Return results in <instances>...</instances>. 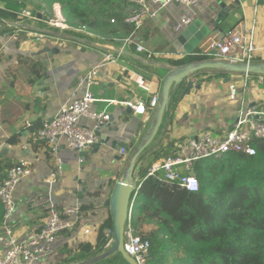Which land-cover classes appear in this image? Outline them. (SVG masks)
I'll use <instances>...</instances> for the list:
<instances>
[{
  "label": "crops",
  "instance_id": "obj_1",
  "mask_svg": "<svg viewBox=\"0 0 264 264\" xmlns=\"http://www.w3.org/2000/svg\"><path fill=\"white\" fill-rule=\"evenodd\" d=\"M53 6L60 11L59 5ZM53 6L33 9L35 20L16 15L0 17V177L20 163L29 164L30 175L15 190L16 209L10 220L20 240L41 228L50 204L59 212L73 205L84 208L76 218L67 217L71 227L57 235L54 254L37 264H87L107 251L104 245L97 246L99 225L111 220L105 201L156 121L158 106L147 107L144 116H133L125 102L160 94L163 81L175 67L173 63L199 52L200 43L214 34L253 25L258 48L253 63L264 65V0H204L194 6L192 23L199 21L209 33L190 53H181V45L173 46L182 33L175 32L173 26L185 14L179 6L158 10L156 17L147 19L132 35L133 43L124 47L122 40L131 33L122 30L115 36H85L48 27L46 21L53 17ZM0 10L14 12L5 4H0ZM129 11L126 8L124 16ZM136 44L145 53L137 52ZM109 50L121 51L118 63L99 67L97 84L90 91L100 100L92 109L108 113L110 121L98 131L96 143L82 153L68 150L62 142L58 144L56 157L62 162V171L58 181L47 187L44 180L55 171L56 157L37 140V131L63 105L82 95L81 79L99 66ZM204 55L209 57L207 61L217 59L213 51ZM260 79L255 74L245 77L223 70H202L189 78L199 89L181 95L183 86L173 87L169 101L173 106H169L153 140L137 159V168L142 164L139 173L150 154L162 152L164 158L179 138L195 137L207 130L225 132L235 123L240 108L264 111ZM82 123L91 124L87 120ZM106 138L107 143H100ZM122 145L124 154L120 153ZM85 229L91 232L84 235ZM86 243L92 248L89 253L81 250ZM109 263L124 262L114 254L91 264Z\"/></svg>",
  "mask_w": 264,
  "mask_h": 264
},
{
  "label": "built area",
  "instance_id": "obj_2",
  "mask_svg": "<svg viewBox=\"0 0 264 264\" xmlns=\"http://www.w3.org/2000/svg\"><path fill=\"white\" fill-rule=\"evenodd\" d=\"M204 0H128L129 13L124 16L123 22L132 27L131 35L122 40V45L129 46L133 43L132 35L136 33L143 23L150 18L156 17L158 10L171 5H176L185 10L174 26L173 30L179 32L184 26L193 21L192 8ZM4 5V1L0 0ZM155 8V9H154ZM53 17L46 21L48 27L59 31H72L85 36H90L84 27L69 26L60 14L59 7L53 6ZM19 19H34L35 15L28 6L13 12ZM114 24V19L110 20ZM254 26L240 30L234 29L225 34H214L205 39L199 45V52L207 54L215 52L217 61L236 65L253 64L258 48L254 41ZM121 48V50L123 49ZM139 53H145L141 45H135ZM119 52L105 53L99 66L89 70L81 79L80 85L84 86V92L80 97H74L71 102L63 105L57 114L50 120L45 121L37 131V140L46 144L53 154L57 155V146L60 142L76 154L84 152L97 141V132L103 128L111 116L105 112L94 111L93 105L100 100L96 99L90 87L97 84V72L99 67L110 66L118 63ZM149 55V54H148ZM149 58V56H148ZM245 73V77H248ZM245 86V84H244ZM160 101V94L151 95L147 100L133 99L125 102V106L133 116H144L147 107L156 108ZM83 120L89 121L90 125H84ZM255 141H264V111L255 108H240L235 123L229 130L217 133L214 130L203 131L195 137L177 139L170 154L154 162L147 168L143 178L135 180V187L129 202V216L124 232L123 248L125 253L132 257L137 264H146L149 256L150 243L142 240L131 228L130 220L132 208L136 200L138 189L143 180L151 178L159 183L174 184L189 193L199 190V182L193 173L196 162L211 158H220L224 155L235 153L246 156H254L256 150L253 147ZM125 149L120 153L124 154ZM62 162L55 158V171L44 180L47 187H52L60 177ZM31 173L29 164L20 163L0 177V204L2 217L0 222V264H37L41 259L55 252L54 244L57 235L71 227L67 217H77L80 207L68 206L59 212L53 205H49L48 214L37 231L31 232L20 240L11 226V218L16 209L15 190L19 183ZM91 231L85 229L84 235ZM112 228L103 233L104 246L112 247Z\"/></svg>",
  "mask_w": 264,
  "mask_h": 264
},
{
  "label": "trees",
  "instance_id": "obj_3",
  "mask_svg": "<svg viewBox=\"0 0 264 264\" xmlns=\"http://www.w3.org/2000/svg\"><path fill=\"white\" fill-rule=\"evenodd\" d=\"M3 1L7 10L15 12L21 7L20 0ZM40 1L48 7L59 5L71 27H84L101 36H115L119 30L132 32L123 22L128 0ZM2 16L15 18L0 10ZM208 59L195 52L173 64ZM253 147L256 154L252 157L231 153L196 162L193 173L199 190L195 193L151 178L141 182L130 225L150 243L146 264H264V141H255ZM162 156V152L150 154L140 178ZM2 212L0 204V222ZM111 227L110 219L99 225L97 246L104 245L103 231ZM81 250L89 253L92 248L86 243Z\"/></svg>",
  "mask_w": 264,
  "mask_h": 264
},
{
  "label": "water",
  "instance_id": "obj_4",
  "mask_svg": "<svg viewBox=\"0 0 264 264\" xmlns=\"http://www.w3.org/2000/svg\"><path fill=\"white\" fill-rule=\"evenodd\" d=\"M188 26V25H187ZM198 27H201L198 29ZM198 30V31H197ZM197 31V32H196ZM181 34L177 36L173 46L178 48L179 45L183 46L181 53H190L209 33V29L202 27L199 21H194L190 24L185 31H180ZM186 43V45H184ZM170 74L166 76L163 81L162 90L160 93V101L156 112V121L151 127L145 142L135 150L131 156L126 170L118 180L110 194V197L105 201V206L109 209L112 222V235L114 243L111 248L103 252L94 261L87 264L95 263L102 259L108 258L111 255L117 254L125 262V264H137L135 260L128 256L123 248L124 232L129 216V202L135 187V180L138 178V168L136 162L140 154L147 148L149 143L153 140L160 124L163 115L168 111L170 101V90L174 87L183 88L180 94L185 95L192 89H199V85H194L189 81L190 76L202 70H223L229 73L238 74H255L260 76V83L264 86V65L249 64V65H236L229 64L222 61H202L196 63H188L183 66H175L170 69ZM98 133V132H97ZM151 133V134H150ZM108 138L102 140L100 143H107ZM125 149L124 145L120 146Z\"/></svg>",
  "mask_w": 264,
  "mask_h": 264
},
{
  "label": "rangeland",
  "instance_id": "obj_5",
  "mask_svg": "<svg viewBox=\"0 0 264 264\" xmlns=\"http://www.w3.org/2000/svg\"><path fill=\"white\" fill-rule=\"evenodd\" d=\"M18 3L19 4H21V7L19 8V9H21V8H23V7H25V6H30L32 9H31V11L33 10V11H41V10H43V8L44 7H42V6H46L47 7V5L45 4V3H43V2H41L40 0H20V1H18ZM17 12H19V10H17ZM33 13V12H32ZM92 34V33H91ZM83 36V35H82ZM121 261L122 262H124L122 259H121ZM125 263V262H124ZM123 263V264H124ZM110 264V263H109ZM122 264V263H121Z\"/></svg>",
  "mask_w": 264,
  "mask_h": 264
},
{
  "label": "bare ground",
  "instance_id": "obj_6",
  "mask_svg": "<svg viewBox=\"0 0 264 264\" xmlns=\"http://www.w3.org/2000/svg\"><path fill=\"white\" fill-rule=\"evenodd\" d=\"M112 244H113V242H112ZM110 245H111V244H110ZM110 245H109V246H110ZM109 246L107 247V250L110 248Z\"/></svg>",
  "mask_w": 264,
  "mask_h": 264
}]
</instances>
